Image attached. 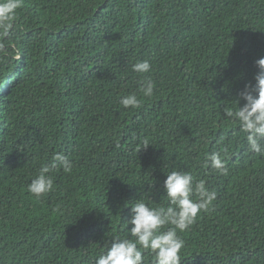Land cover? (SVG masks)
I'll use <instances>...</instances> for the list:
<instances>
[{
  "label": "trees",
  "instance_id": "obj_1",
  "mask_svg": "<svg viewBox=\"0 0 264 264\" xmlns=\"http://www.w3.org/2000/svg\"><path fill=\"white\" fill-rule=\"evenodd\" d=\"M0 45V264H95L127 238L126 199L169 206L171 171L216 194L178 230L182 264H264V153L224 115L264 57V0H22ZM130 93L139 108L120 104ZM57 153L71 171L36 198Z\"/></svg>",
  "mask_w": 264,
  "mask_h": 264
},
{
  "label": "clouds",
  "instance_id": "obj_2",
  "mask_svg": "<svg viewBox=\"0 0 264 264\" xmlns=\"http://www.w3.org/2000/svg\"><path fill=\"white\" fill-rule=\"evenodd\" d=\"M21 5L22 0H0V25L6 27L8 21H14ZM255 65L258 71L254 74V82L243 86L234 105L224 108V115L238 122L239 131L246 134V141L253 152L264 153V57L257 59ZM132 70L148 73L151 64L147 60L139 61L133 64ZM140 90L144 97H151L153 81L145 79ZM120 104L125 108H139L141 101L135 93H130L120 99ZM208 161L212 168L227 171L219 153L209 154ZM71 168L72 162L64 154H55L50 164L40 167L27 186L28 192L36 198L44 196L53 190L54 180L50 173L56 170L57 176L63 170L70 172ZM95 183L97 186L87 191L92 193L104 186V180L100 182L99 176ZM164 192L169 201L167 208L151 207L140 199L125 200V210L130 215L126 225L127 238L114 235L95 264H144L145 252L153 254L154 264L183 263L186 258L181 257L184 240L178 235V230L187 232L199 219L195 220L200 211L207 210L216 194L207 190L203 180L194 183L190 173L181 171H171L166 175ZM193 193L199 195V200L192 199ZM165 225L171 227L164 228Z\"/></svg>",
  "mask_w": 264,
  "mask_h": 264
}]
</instances>
